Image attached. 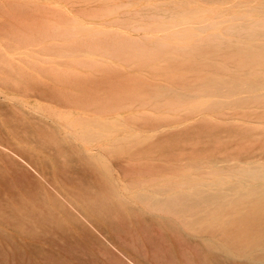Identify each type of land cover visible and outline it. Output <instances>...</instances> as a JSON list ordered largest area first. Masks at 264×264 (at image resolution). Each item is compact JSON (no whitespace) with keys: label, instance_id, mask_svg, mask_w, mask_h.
<instances>
[{"label":"rangeland","instance_id":"rangeland-1","mask_svg":"<svg viewBox=\"0 0 264 264\" xmlns=\"http://www.w3.org/2000/svg\"><path fill=\"white\" fill-rule=\"evenodd\" d=\"M53 24L61 27L58 35L40 32ZM259 24L264 0H0V201L32 195L59 199L58 189L82 193L106 168L130 206L151 220L160 214L132 200L137 191L123 189L140 182L148 169L176 182L222 178L235 184L236 178L227 177L230 170L264 163V104L256 102L264 99ZM72 26L79 28L75 35ZM208 40L210 47L203 45ZM156 48L166 55L145 62L122 52ZM179 52L184 65L173 64L180 61ZM193 61H217L226 69L193 68ZM205 72L213 80L232 77L261 85L233 94L226 88L212 95L195 91L173 106L164 99L154 103L155 92L181 94ZM74 121L91 124L85 141L77 134L82 127L68 126ZM108 125L113 130L105 136L102 128ZM124 137L128 149L116 153ZM121 216L114 221L121 227L103 225L96 233L88 225L108 251L81 235L58 236L55 247L36 244L43 254L27 248L25 263L157 264L152 257L166 256L170 248L193 253L172 236L165 241L164 231L145 226L137 215L123 209ZM0 228L16 242L23 239Z\"/></svg>","mask_w":264,"mask_h":264},{"label":"bare ground","instance_id":"bare-ground-1","mask_svg":"<svg viewBox=\"0 0 264 264\" xmlns=\"http://www.w3.org/2000/svg\"><path fill=\"white\" fill-rule=\"evenodd\" d=\"M257 25L253 24L252 27H260ZM259 25H262L264 29V24ZM60 29V26L53 24L48 28L43 27L40 32L56 36ZM71 31V34L75 35L79 28L72 26ZM247 33L252 35L255 31ZM66 34H68L67 31L62 35ZM20 40L22 41L23 38L20 37ZM214 42H220V40L215 39ZM212 43L208 40L203 45L210 47ZM122 52L145 62L151 56H164L167 51L156 48L150 52L144 49ZM176 56L180 58V61L173 62V64L179 65L184 55L179 52ZM183 63L181 65H184ZM189 65L193 68L209 67V70L226 69L217 61H212L211 64L193 61ZM246 66L254 65L249 63ZM211 78L213 77L208 76L206 72L202 73L199 84L184 88L181 94L171 90L162 94L155 92L152 99L156 97L154 101L156 104H163L164 99L167 101L166 105L173 106L177 104L175 102L180 103L189 99V94L195 91L197 95L205 92L212 95V93L219 94L221 88H226L227 93L233 94L241 92L244 88L247 91H254L261 85L255 82L243 83L232 77L215 80ZM179 83L182 86L187 85L184 79H179ZM33 88L38 90L36 87ZM256 102L264 104V99L256 100ZM68 126L73 130L82 127L83 131L77 133L82 141L92 135L89 129L91 124L88 121H74ZM102 129H104L105 136H110L113 130L109 125ZM73 135L76 137L75 134ZM125 141V137L118 140L119 147L116 153H126L128 145ZM91 171L99 173L94 166H91ZM153 173L149 169L142 172L141 175L145 178L140 182L130 183V185L124 184L123 189L137 191L133 192L131 199L160 214L157 219L147 220L143 214L133 209L130 206V199L119 193V187L116 183L114 184L106 168L98 174L97 183L84 187L82 193L72 194L67 191H62V193L58 189L59 199L49 195H32L26 201L7 200L5 203L0 201V227L11 229L23 238L20 242H16L13 237L5 235L3 229L0 228L2 237L0 264H26L25 262L30 260L27 248L36 249L38 253L43 254L42 246H36V244H49L55 247L56 242L59 241L58 236L81 235V238L87 242L96 243L94 245L96 248L108 251L94 232L96 230L97 233L103 225L117 228L119 224L114 221L122 217L121 210L123 209L134 217L137 215L145 226L151 223L157 229L164 231L163 237L172 236L177 244L183 243L191 246L193 252L191 255L179 248H170L167 249L166 256L152 257L154 262H158L157 264H264V163L230 170L227 177L236 178L235 184H225L222 178L208 184L192 179L176 182L165 176H155ZM114 199L120 202L119 206L113 204ZM88 225L94 229V232ZM183 232L187 233L186 235L189 234L188 236L193 237L194 240L191 241L192 238H188ZM56 239L58 240L55 241ZM23 240H28L30 244L23 243ZM166 240H170L169 237Z\"/></svg>","mask_w":264,"mask_h":264}]
</instances>
